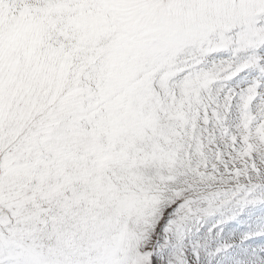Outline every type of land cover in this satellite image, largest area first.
Instances as JSON below:
<instances>
[{
	"label": "snow or ice",
	"instance_id": "1",
	"mask_svg": "<svg viewBox=\"0 0 264 264\" xmlns=\"http://www.w3.org/2000/svg\"><path fill=\"white\" fill-rule=\"evenodd\" d=\"M244 212L264 0H0V264H264Z\"/></svg>",
	"mask_w": 264,
	"mask_h": 264
},
{
	"label": "rangeland",
	"instance_id": "2",
	"mask_svg": "<svg viewBox=\"0 0 264 264\" xmlns=\"http://www.w3.org/2000/svg\"><path fill=\"white\" fill-rule=\"evenodd\" d=\"M261 227H264V217H261L259 214L244 212L241 213L236 219L230 221V226L225 228L222 239H235L237 238L235 234L244 233ZM256 239H261V237H256Z\"/></svg>",
	"mask_w": 264,
	"mask_h": 264
}]
</instances>
